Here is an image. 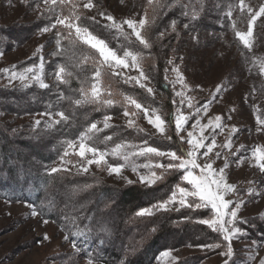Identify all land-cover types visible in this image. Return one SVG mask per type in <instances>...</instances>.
<instances>
[{"label":"trees","instance_id":"obj_1","mask_svg":"<svg viewBox=\"0 0 264 264\" xmlns=\"http://www.w3.org/2000/svg\"><path fill=\"white\" fill-rule=\"evenodd\" d=\"M198 1L203 0H163L166 6L159 9L155 23H151V18L156 0L152 5L149 0L139 2L148 11L150 26L146 34L152 48L149 51L128 36L82 16L83 24L119 55L131 51L143 57L142 67L156 85L160 100L134 85L121 83L106 69L108 74L102 80V98L112 99L114 103L111 106L88 103L81 89L90 95L95 71L92 57L99 59V56L95 50L84 48L79 42L69 44L68 40L61 41V55L54 61L56 68L63 66L71 72L67 84L56 81L43 89L0 88V113L24 117L42 113L59 116L57 113L63 112L67 117L65 120L60 118L59 124L49 122L39 127H18L0 120V200L35 206L42 219L55 222L67 234L69 241H76V254L81 260L91 258L101 264H154L165 251L222 243L221 234L198 223L199 219L211 215L209 209L184 207L158 211L153 215H138L142 209L168 199L177 183L185 186L180 180V172L170 170L163 180L149 187L138 184L116 187L94 176H78L69 172L47 175V170L63 155L68 141H76L92 123L105 116L115 117L126 109L132 110L125 97L134 98L152 111L160 110L167 115L172 126L174 114L170 85L163 79L166 61L172 51L178 56L187 55L184 49L189 48L191 34L200 35L216 29L210 21L211 17L206 14L207 9L192 7L195 2L199 6ZM184 12L189 14L183 15ZM50 16V13H45L28 23L0 25V52L12 51L27 44L43 26L54 22L55 17L50 19ZM185 24L190 30L186 33ZM161 32L165 33L163 38L159 35ZM62 34L67 35L64 31ZM85 56L89 57L87 61ZM77 100L81 103L77 104ZM105 133L114 135L116 143L143 144L161 151L178 150L180 147L175 136L167 142L158 140L137 126L112 127ZM247 221L246 225H241L252 233L251 239L264 238L263 221L258 217ZM87 252L91 256H86ZM206 258V255H195L175 264H200Z\"/></svg>","mask_w":264,"mask_h":264},{"label":"rangeland","instance_id":"obj_2","mask_svg":"<svg viewBox=\"0 0 264 264\" xmlns=\"http://www.w3.org/2000/svg\"><path fill=\"white\" fill-rule=\"evenodd\" d=\"M72 1L78 5V11L84 16L88 18L95 17V20L103 25L109 22L100 16V12L112 15L119 22L126 19H134L138 22L141 18L149 20L147 8L141 7L139 4L141 0H93L94 7L91 10L83 8V4L87 0ZM245 3L249 4L254 11H258L264 0H245ZM198 4L200 5L198 6L195 2L192 7L207 9L206 14L211 17L210 21L214 23L216 29L213 32H203L200 35L191 34L188 43L189 48L184 49L187 55L185 56L184 53L178 56L173 54L174 51H172L166 61L167 67L163 79L170 85L171 101L173 102L172 112L174 114L173 127L169 124L167 115H163L160 110L152 111L148 109L150 115L155 112L166 121L165 132L161 134L148 122L142 110L137 111L131 105L132 110L130 111H137L135 117H126L123 114L124 112L119 116H109L111 119L108 121L110 125L108 128L104 127L105 117L102 118L95 123L99 131L89 133L91 139L87 141L89 145L108 153L106 159L109 164L114 166L123 165L119 175L115 173L110 175L106 167H97L95 164L89 166L87 172H83L81 170L83 161L78 155H75L79 150V139L73 141L75 148L68 149L70 155L65 157V159L72 162L62 165L59 159L52 167H60L61 171L59 172H69L78 176H94L116 187H125L132 184L149 187L146 183L140 181V176L148 175L150 171H155L159 175L164 172V169L146 168L145 165H154L157 162L166 165L169 162L168 158L130 155L129 160L124 161L121 156L112 155L116 145H125L121 149L122 153L138 152L141 147L149 146L129 142L116 143L114 135L105 132L110 131L112 127H128V119L131 118L135 121V126L142 128L151 137L167 142L170 141L167 138L168 136L172 138L175 136L179 140L175 133L174 123L177 109H179L180 113L189 117L188 123L180 133V136L184 137L183 146L185 150H188V132L192 131L196 138H200V127L207 125L209 119H214L215 116L220 115L223 130L216 129L213 132V129L208 127L203 132V135L209 138L205 141L206 144L210 143L211 138L214 136L219 147L215 148L213 153L209 154V157L198 156V163L203 166L206 162L214 160L213 168L218 170L223 166L224 158H227L229 163V167L225 170L227 181L236 186V191L226 195L225 199L237 202L240 200L245 201L238 212V219L248 220L258 217L264 223V172L260 171L255 159L252 157V151L256 147L264 148V131H257L260 126L257 124L256 119L257 116L264 119V72H261V62L264 61V15L257 18L253 24V47L249 51L235 36L232 27V22L235 21L236 30L246 32L249 19L247 13L242 14L239 8L235 7L231 18L227 16L230 8L233 5H238L239 0H203L198 1ZM67 6L64 8L66 14H68L71 3ZM46 7L43 0H0V25L10 26L16 23L34 21L43 14L49 13L45 11ZM123 27L127 36L141 45L132 30L126 24ZM60 28L61 26H58L57 29L46 33L40 31L27 44L12 51H3L4 55L0 56V70L9 69L24 73L28 68H33V73H28L29 77L39 74L47 85L56 82L55 72L58 68H56L57 65L54 64V61L61 55V49H57L55 39ZM185 31L190 30L184 28ZM64 32L67 34L66 30ZM81 45L88 48L83 44ZM40 46L43 47L40 51H37ZM141 46L144 48L143 45ZM150 48L146 50L149 51ZM41 57L43 58V69L40 68ZM169 60L172 61V64L168 63ZM129 65H131L130 59ZM13 66L15 67L13 68ZM174 67L178 68L183 75L187 88H183L180 83H176V73L172 71ZM141 69L147 77V79L141 78L144 88H141L134 80L128 79L129 77H139V69L129 66L128 68L121 67L108 70L110 73H119L113 76L119 79L121 83L134 85L136 88L145 90L152 98L160 100L157 87L146 75L142 63ZM9 74L0 71V88H41L36 81H33L29 87H24L18 79L10 83ZM218 85L221 86V91L217 94L216 87ZM149 88L152 89L151 93L147 91ZM181 91L184 92L183 104H181V97L176 95L177 92ZM189 100L193 105L192 108L188 107ZM206 103L208 108L204 110L203 105ZM196 108H200L201 111L197 113ZM59 119L60 116H51V119H49L48 115L41 114L18 117L0 113L2 122L18 127H39ZM36 120L41 121L39 126L35 125ZM196 120L200 121V125L193 129ZM232 127H236L239 131L232 134ZM101 134H103V137H101ZM230 136L231 148L223 147L224 144L228 143ZM108 137H111V139H107ZM98 139H100V142ZM128 145L131 147H127ZM204 150L201 149V152ZM217 151L221 153L220 158H216L214 155ZM88 158H92L91 154H88ZM184 185L182 187L191 188L186 182H184ZM249 189L254 193L259 192L260 195H248ZM191 200L193 198L190 197L189 201L191 202ZM169 208L170 210L181 209L179 204L170 205ZM31 211L32 205L30 204L10 203L0 200V264H88L87 260L79 259L73 243L69 239H64L67 234L59 225L49 220L45 224L43 223L44 219L39 214L32 216ZM158 211L160 210L152 209L153 214ZM239 226L243 227L241 224ZM245 231V236L232 240L234 255L230 259L220 254L226 250L227 245V242L222 240L219 248L184 247L169 250L170 254L168 256L160 254L154 264H175L195 255L207 256L200 264H224L226 259L229 260V264H260V261L264 259V238L260 237V240H253L251 239L252 233L247 229ZM45 234L49 239H44ZM93 264L101 263L93 262Z\"/></svg>","mask_w":264,"mask_h":264},{"label":"snow or ice","instance_id":"obj_3","mask_svg":"<svg viewBox=\"0 0 264 264\" xmlns=\"http://www.w3.org/2000/svg\"><path fill=\"white\" fill-rule=\"evenodd\" d=\"M43 3L47 6L45 11L51 14V17L54 18V22L50 24H46L43 26L40 31L41 32H50L53 29H57L58 26H61L60 30L56 33L55 43L57 45V49L61 46L62 40H68L69 44L75 45L77 42L87 46L90 49H94L96 53H98L99 59L92 57L95 71L93 73V81L94 83L91 86L90 95L88 91L85 89H81V93L84 96V99L88 103H102L105 105L111 106L114 101L112 99H103L104 89L102 87L103 77L108 73L106 69H114V68H128L129 66L139 69L140 76L139 77H129V80H134L141 88H144V84L141 83V78L147 79L145 77L143 70L141 69V62L143 57L138 53H133L131 51H124L123 56L117 54V51L110 48L105 40L96 36L92 31L89 30V27L85 26L82 22V13L78 11V5L75 3H71V0H43ZM71 3V7L68 9V14H64V7ZM153 0H149V4L152 5ZM165 3L163 0H156V7L153 8V15L151 18V23H155L156 16L159 14V9L165 7ZM94 7L93 0H87L86 3L83 4L84 9L91 10ZM185 7H187L185 5ZM238 7L242 14L247 13L248 19V28L246 32L236 30L235 21L232 22L233 30L235 31V36L238 40L243 44L244 48L251 51L253 47V24L260 16L264 15V3L259 6L258 11H254L249 4L245 3V0H239L238 5H233L232 8L227 13V16L231 18L232 11ZM188 12H184L183 15H188ZM193 19H195V13L193 12ZM100 16L103 17L109 23L105 24L104 27L109 29L116 30L120 35L127 37V33L124 32L123 25H127L129 29L132 30V33L135 35L136 39L139 41L141 45L145 49L151 47L150 40L147 36V27L150 26V22L147 18H141L138 22L134 19H126L123 22L117 21L112 15L105 14L104 12H100ZM91 20H95V17L88 18ZM98 23V21H97ZM185 28H188L189 25L185 24ZM67 31V35H63V31ZM173 30L175 27L173 25ZM160 37L163 38L165 36L164 32H161ZM43 46L38 47L37 51H40ZM4 53L0 52V56H3ZM85 61L89 59V57L85 56ZM129 59L131 60V65H129ZM169 64H172V61H168ZM15 66H13L14 68ZM40 68L43 69V58L41 57ZM4 73H10L8 76L9 82L19 80L24 87L31 86L33 81L39 83L41 88H48L49 85L43 82L41 76L39 74H34L29 77L28 73H33V68H28L24 73H18L15 70L3 69L0 70ZM173 72L176 73V83H180L183 88H187L188 86L184 83V77L179 72L178 68H173ZM261 72H264V61L261 62ZM112 75H118L119 73H111ZM72 74L71 72H67L65 67L60 66L58 70L55 72L56 80L62 84H67L68 79ZM167 78V77H166ZM27 81V83H25ZM149 93L152 92V89H147ZM221 86L216 87V93H220ZM109 95L111 93L109 92ZM177 96L181 97V104L184 103V92H177ZM126 102L129 105L134 106L137 111H143L145 117L148 122L153 125L155 129H157L161 134L165 132V124L166 121L161 117V115L153 112L151 115L149 114V110L144 108L140 103H138L132 97H125ZM77 104H80L81 101L77 100ZM188 107L192 108L193 105L189 100ZM208 104L203 105V109L207 110ZM137 111H124V116L126 117H135L137 115ZM195 111L199 113L201 111L200 108H196ZM41 115H48L49 119H51V113H42ZM60 116L61 120L67 119L63 112L57 113ZM230 118V117H229ZM111 119L109 116H105L104 118V127L108 128L110 125L108 121ZM189 117L184 116L177 109V114L174 118L175 123V133L179 137L180 147L178 150L173 151H161L155 147H141L138 152L127 153L121 152V149L125 147V145H116V147L112 151V155L121 156L124 161L129 160V156H155V157H167L168 163L160 164L155 163L154 165H145L146 168H162L164 172L159 175L155 171H150L148 175H141L140 181L142 183H146L148 186H152L156 184L158 181L164 179L165 173H168L170 170L175 172L182 173L180 180L182 182H186L187 185H190L191 188L182 187L180 183L175 185V190L172 191L171 195L168 199L159 201L152 206V208L142 209L138 215H152V209L160 211H168L170 210L169 206L174 204H179L180 208L190 207L193 209H209L211 215L207 218H202L198 220V223L206 225L212 232L222 234V240L227 242L226 250L222 251L220 254L228 257L229 259L234 255V250L232 247V240L234 238L238 239L242 236L246 235V231L241 228L240 224H246L248 221L246 219H238V212L241 209L242 205L245 201H233L229 199H225L226 195L229 193H233L236 191V186L234 184L228 183L225 170L229 167V163L227 158L221 168L218 170L213 168L214 160H210L206 162L203 166L198 163V156L209 157V154H212L214 149L219 147L216 144V140L214 136L211 138L210 143H205L208 140V137L203 135V132L206 128L211 127L213 132L216 129H222L221 121L222 117L220 115L215 116L214 119H209L207 125H203L200 127V138H196L194 132H188L187 144L189 145L188 150L183 149L184 137L180 136V133L184 130L185 125L188 123ZM257 124L260 126L257 128V131H264V119H261L257 116ZM55 124H59L60 121H54ZM41 124L40 120L35 121V125L39 126ZM198 125H200V121L196 120L193 125V129H195ZM135 121L131 118L128 119V127H134ZM94 131H99L97 129V125L92 123L91 126L87 129L86 133L81 134L79 139V150L75 153L78 155L83 163L81 164V170L83 172H87L89 170V166L95 164L97 167H106L109 174H117L119 175L123 165L114 166L108 163L106 157L108 153L105 151H101L98 148L91 146L87 143L91 139L89 133H93ZM239 131L236 127H232L231 133L235 134ZM171 140V136L167 137ZM107 139H111L108 137ZM127 147H131L128 145ZM223 147L231 148V136L229 137L228 143L224 144ZM75 144L73 141L67 142V148L64 150L63 155L60 157L61 164L66 165L71 163L72 161L65 159L70 155L68 149H74ZM201 149H205L201 152ZM179 151V154H178ZM88 154H91L92 158H88ZM216 158L221 157V153L219 151L214 153ZM235 155V154H234ZM252 157L255 159L256 164L258 165L261 172H264V148L256 147L252 151ZM136 170L135 168L133 169ZM196 170H199L198 172ZM61 171L60 167H52L50 170H47V175H52ZM131 183V181H129ZM248 195L259 196V192H253L251 189L248 190ZM193 198V201L190 202L189 198ZM179 210V209H176ZM39 213L35 206H32L31 215L37 216ZM227 217V219H226ZM49 221L45 219L43 223L47 224ZM44 239L47 240L49 237L45 234ZM65 240L69 239L68 236L64 237ZM102 243V241H101ZM73 246L76 247V241L73 240ZM204 248H219L221 245L219 243L215 244H203L199 245ZM170 253L168 251L162 253L164 256H168ZM86 256H91L90 252L86 253ZM88 264H93V260L91 258L88 259ZM224 264H229V260H225ZM260 264H264V259L260 261Z\"/></svg>","mask_w":264,"mask_h":264}]
</instances>
